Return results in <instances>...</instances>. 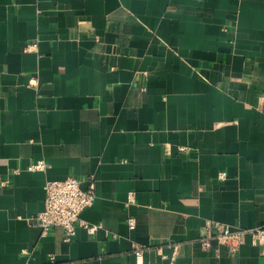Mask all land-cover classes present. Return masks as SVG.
Returning <instances> with one entry per match:
<instances>
[{"label": "crops", "instance_id": "crops-1", "mask_svg": "<svg viewBox=\"0 0 264 264\" xmlns=\"http://www.w3.org/2000/svg\"><path fill=\"white\" fill-rule=\"evenodd\" d=\"M70 175L98 228L66 240L37 215ZM208 220L264 224V0H0V264H264Z\"/></svg>", "mask_w": 264, "mask_h": 264}, {"label": "built area", "instance_id": "built-area-1", "mask_svg": "<svg viewBox=\"0 0 264 264\" xmlns=\"http://www.w3.org/2000/svg\"><path fill=\"white\" fill-rule=\"evenodd\" d=\"M37 45V42H31L27 44L26 49L36 50ZM31 80L36 82V78H31ZM47 167L48 163L43 159L33 161L28 166L31 170H44ZM219 175L224 178L226 173L220 172ZM95 199L93 180L90 181L87 189L82 188L81 179L75 175L61 180H47L45 206L37 215L42 232L45 234L52 227L62 225L67 229L66 240H70L79 225L86 227L90 232L95 231L98 224H90L81 217L82 211L92 206ZM134 200V192H130L128 203ZM128 225L130 228L135 227L136 218L134 216L129 217ZM246 236H249L253 243L261 245L264 253V224L252 228H233L224 222L208 220L203 226L201 243L207 251L211 252L213 241L218 240L226 246L230 254H237ZM144 250L145 246L134 244V253L139 264L144 262ZM215 253L219 254V250L215 249ZM48 264H57L53 255L50 256Z\"/></svg>", "mask_w": 264, "mask_h": 264}]
</instances>
